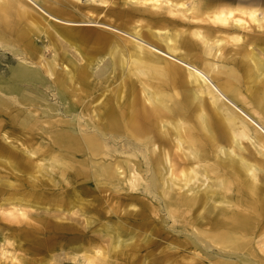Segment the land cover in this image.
<instances>
[{"label": "bare ground", "instance_id": "obj_1", "mask_svg": "<svg viewBox=\"0 0 264 264\" xmlns=\"http://www.w3.org/2000/svg\"><path fill=\"white\" fill-rule=\"evenodd\" d=\"M122 1L156 10L165 9L170 15L179 12L189 19L212 22L207 28L213 31L224 30L226 28L222 26L229 25L248 28L254 23L252 40L261 45L264 52V10L260 9L257 0H228L226 5L215 0ZM13 14L20 19L32 18L43 30L49 29L47 25L50 24L72 39L78 37L72 26L78 25L102 26L125 37L141 35L139 30L124 31L96 20L63 18L47 11L38 0H0V22L9 27V18ZM181 34L151 32L162 42L160 47L146 46L131 38L108 37L114 44L110 52V72L115 73L120 67L123 76L133 85L127 88L122 83L112 95L101 87L84 88L80 98L83 106L78 107V102L68 96L64 113L56 105L46 106L34 97L17 98L20 76L35 74L39 77L33 72L35 70L24 66L28 60L20 58V67L14 69L11 79L0 76V158L6 160L0 159V169L23 180L16 187L0 173V206L6 203L19 207H12L4 213L11 217L7 219L11 230H18V221L29 218L23 206L38 207L36 203L61 200L64 195L46 198L53 190V184L61 185L72 206H77V211L83 213L89 210L90 215L84 225L80 221L48 222L46 228L68 235L70 242L85 241L88 244L85 254L88 264H98V259L107 258V249L110 255L136 261L139 258L126 255V250L122 249L123 238L116 223L94 226L96 214L91 210L94 207L83 190L90 186L88 181L94 176L101 175L112 182L124 175L128 198L141 205L136 214L160 220L163 218L160 207L150 196L164 201L166 213L173 219L172 227L192 237L189 248L193 253L188 254L187 259L193 263L251 264L254 261L264 264V258L258 255L253 244L264 217V159H260L251 147L258 144L264 148V88L261 84L264 82V60L251 51L247 64L234 59L237 66H226L208 58L217 57L222 52L220 46L225 38L211 43L210 37L200 29L192 31L195 39L182 40ZM17 35L27 37L29 29H21ZM197 39L201 40L203 52L196 51ZM0 41L6 48L15 50L3 32H0ZM55 59L45 68L47 74L56 77ZM68 61L72 67L68 68L66 79L71 77L73 80L80 75L84 79L82 83L86 85V81L91 86L90 69L78 68L71 59ZM177 64L186 67L188 78L199 84L196 98L205 93L206 100L200 98L195 103L184 90H165L179 86L177 79H187L185 70ZM133 77L138 79L141 87L134 86ZM156 79L163 82L159 87L152 83ZM204 83L205 90L202 88ZM242 105L250 110H244ZM34 112L36 118L32 119ZM20 124L29 132L39 131L43 140H50V145L42 149L40 143L37 150L26 147L24 153L13 149L15 139L5 127L15 128ZM119 136L127 139H117ZM243 139L250 141V145L242 144ZM231 147L232 152L229 151ZM39 152L48 154L40 156ZM260 154L264 155V152ZM38 157L43 158L36 161ZM48 164L51 169L61 170L64 183L60 184L51 177L47 178L53 181L50 184L44 179L42 171ZM21 174L28 176L29 180ZM69 174L75 176V180L81 177L85 186H73ZM155 187L156 191L153 190ZM19 189H25L24 194L30 198H23L16 191ZM8 190L15 191L7 195ZM131 190L138 195L131 197ZM226 190L236 193L235 200L226 197ZM129 203L124 207L125 213ZM108 206V212H113ZM131 206L137 207L136 204ZM105 234L110 237L109 248L104 245ZM23 237L26 241L28 239L29 245L41 242L31 232Z\"/></svg>", "mask_w": 264, "mask_h": 264}, {"label": "rangeland", "instance_id": "obj_2", "mask_svg": "<svg viewBox=\"0 0 264 264\" xmlns=\"http://www.w3.org/2000/svg\"><path fill=\"white\" fill-rule=\"evenodd\" d=\"M102 1L38 0L39 4L47 11L58 14L63 18L77 21L96 20L119 27L124 31L127 30L131 32L139 30L141 35L137 36V34H134V37H125L122 33L114 32L112 29L102 26L78 25L72 26L78 35L77 38L72 39L65 36L57 29L56 31L55 27L50 24L47 25L49 29L43 30L42 27H37L38 24H36L32 18L30 20L20 19L13 14L9 18L11 21L9 27L4 22H0V32H3L15 47V50H10L5 47L4 42L0 41V76L11 79L14 69L17 68L18 70L20 67V58L28 60L29 63L25 62L24 66L28 69L35 70L33 72H37L39 75V77L35 74L19 77L17 80L19 85L17 98L34 97L37 101L46 106H49V104L56 105L60 111L64 113L67 107L66 101L68 96H71L75 102H78V107L83 106L80 98L84 88L89 87L93 90L96 87H101L103 89H108L109 95L117 91L122 83H124L127 88H130L133 84H131V80L123 76L120 67H118L115 73L110 72L112 61L110 52L114 49L112 40L111 42L109 41L110 37H113L112 39H120L121 37L131 38L146 46L156 45L160 47L163 46L162 42L158 38H154L151 32H182L180 37L184 40L191 37L195 39L191 33L193 30L200 29L204 34L210 37L211 43L218 38L226 39L220 46L222 52L218 54L217 57L208 56V58L214 62L226 66H237L233 63L234 59L243 60L246 63L251 51L255 52L257 57L264 60V52L261 45L254 43L252 40L255 33L254 23H251L248 28H240L239 25H220L226 29L213 31L207 28V25L213 24L212 22L189 19L182 16L179 12L175 15H170L165 9L156 10L130 3L126 4L122 0ZM174 1L177 2L179 0ZM215 1L218 3H225V5L228 2V0ZM257 2L260 9L264 10V0H257ZM25 28L29 29V36L19 38L17 35L18 31ZM197 43L196 51L198 53L203 52L204 47L201 40L197 39ZM183 50L187 49L183 47ZM218 56L221 57L218 58ZM54 57L56 58V77L47 74L45 68V65L48 64L49 61H53ZM162 57L169 60L165 56ZM69 59L76 63L78 68L88 67L90 69L91 77L89 80L91 86H88L89 82L84 81L86 85L82 83L84 79L80 75H77V77H74L72 80L71 77L69 78L71 75L70 73L68 75L69 79H66L68 68L72 67L68 63ZM177 65L185 70L188 80L185 78L177 79L179 86H175L174 88L165 89L163 86L161 87L169 92L173 90H184L190 95H188L189 98L195 100V103H197L200 98L202 101L206 100L208 96H206L205 93L199 94L201 97L199 96V98H196L198 94L197 88L200 87L199 84L194 83L188 78V70L186 67L180 64ZM133 79L135 80L134 86L136 88L141 87L138 79L136 77H133ZM152 83L159 87L160 83L163 82L156 79L153 80ZM210 83H212L213 86L215 84L211 79ZM261 84L264 88V82ZM202 88L205 90V83ZM250 102L252 103V101ZM92 106L93 105H91V107ZM242 107L244 110H250L246 106L244 107L242 105ZM237 111L239 112V110ZM95 114L96 113L93 115ZM249 115L256 119V121L258 120L255 116ZM31 118H36L35 112ZM5 129L6 132L15 139L16 147L12 148L19 152L24 153L23 149L26 147L37 150L40 143L42 149L50 145V140H43L40 137L39 131L33 130L29 132L27 127L25 128L21 124L15 128L8 125ZM117 139L126 140L127 137L119 136ZM241 142L246 146L250 145V141L247 139H243ZM111 144L113 145L114 143ZM251 147L260 159H264V155L260 154V152H264V148L258 144L257 146L252 145ZM232 150V147L229 148V151L232 152ZM44 152H39L40 156L48 154ZM223 157H225L224 154ZM41 158L43 157L35 159L36 161H40L42 160ZM0 159L6 161L4 157ZM47 162H49V160H47ZM0 173L5 180L13 181L16 187L18 186L17 184L23 183L21 178H17L4 169H0ZM42 173L44 174V179L50 184H53V181L50 179L48 181L47 178L52 177L56 182L60 181V184L65 181L64 177L61 176V170L51 169L49 164L44 167ZM21 176L29 180L28 176L24 174H21ZM38 176H40V174H38ZM124 178V175H120L118 178L112 180V182H109L101 175L94 176L88 181L90 186L83 190L94 207L91 209L92 212L96 214L94 226L100 227L104 224L111 226L113 223H116L119 226V232L123 238L122 249L124 251L126 250V255L131 257L135 256L139 259L131 261L132 258L123 259L115 257L114 254L110 255V251L107 249L108 257L105 259H98V264H197L187 259L189 256L188 254L191 255L193 253L189 248V242L191 243L190 238L192 237L172 227L173 219L167 215L164 201L157 200L150 196L160 207L163 217L160 220L151 216L147 217L136 214L140 212L141 205L137 200L128 198V193L125 191L127 184ZM68 179H71L73 186L78 185L79 188L85 186L81 177L79 180H75V176L69 174ZM262 180L264 182V179ZM153 190L156 191L157 188L155 187ZM14 191L15 190H8L6 193L8 195ZM16 191L19 192L23 198H30L28 194H24L26 191L25 189ZM65 191L66 190L61 185L57 186L53 184V190L49 192L46 198L52 199L58 195H64L61 200H48L46 203H36L38 207L23 206L29 218L25 217L22 218L24 219L22 222L18 221V225L16 226L19 229L16 231L8 227L10 223L7 219L11 217L5 214L8 213L12 207H19H14L6 203H3V205H1L2 207L0 206V264H88L85 258L88 244L85 241L70 242L68 235L46 228L48 222L62 224L80 221L84 225L86 217L90 215L89 210L86 213L77 211L78 207L72 206L70 198L65 195ZM131 191L135 192L134 194L130 192L131 197L138 195L135 190ZM2 193L3 192H1V196H3ZM225 195L227 198L235 200L233 197H236V193L226 190ZM127 202L130 203L126 207L127 213H125L124 207ZM236 202L239 201L237 200ZM108 204L112 207L113 212H108ZM131 204H136L137 207L134 208ZM62 218H64V220ZM203 221L205 222L206 219ZM27 232H31L38 236L41 242L39 241L34 245L27 244V242H29L28 239L26 241L23 237ZM109 238L108 235H104V245L108 248L110 243V240H108ZM253 244L258 255L264 258V217L262 220V228L259 231L258 237L254 239ZM132 246L135 250H131ZM209 253L221 256V254L216 251H210ZM122 257H125V255ZM234 259L236 260L237 257H234ZM179 260L181 263H178ZM251 264L256 263L253 261Z\"/></svg>", "mask_w": 264, "mask_h": 264}]
</instances>
